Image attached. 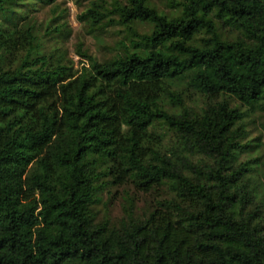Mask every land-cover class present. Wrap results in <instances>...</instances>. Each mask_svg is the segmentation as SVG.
<instances>
[{"label":"trees","instance_id":"obj_1","mask_svg":"<svg viewBox=\"0 0 264 264\" xmlns=\"http://www.w3.org/2000/svg\"><path fill=\"white\" fill-rule=\"evenodd\" d=\"M167 3L91 0L89 25H122L128 44L105 60L78 44L80 68L41 53L30 25L5 64L0 32V264H264V213L232 163L248 109L226 97L264 100V0ZM175 80L205 95L199 110ZM126 181L167 195L143 218L127 195L116 225L95 222L97 190Z\"/></svg>","mask_w":264,"mask_h":264},{"label":"rangeland","instance_id":"obj_2","mask_svg":"<svg viewBox=\"0 0 264 264\" xmlns=\"http://www.w3.org/2000/svg\"><path fill=\"white\" fill-rule=\"evenodd\" d=\"M90 1L54 0L46 3L39 0H5L3 3L5 10L0 11V32L10 33L9 37L15 43L10 53L5 54V64L17 62L23 51L19 33L29 25L36 35L35 41L38 42L41 53L65 62L73 61L74 68H80L82 63L87 64L86 59L76 52L78 44L98 60L123 53L125 49L123 43L128 44L123 26L111 22L90 26L83 15ZM148 2L168 14L176 11L169 6L168 0ZM136 25L139 31L149 26L147 23ZM220 32L229 38L239 34L235 30H224L221 26ZM170 87L180 91L183 102L188 107L195 110L202 107L205 95L189 87L185 81L175 80ZM226 97L231 104H238L243 110L248 109L241 121L246 131L243 145L234 149L232 163L234 166L243 163L249 169L240 175L236 184L242 182L245 185V189L252 194L254 203L264 213V100L248 108L234 97L230 95ZM166 106L169 109L176 108L170 103ZM153 131L161 135L164 144H174L173 132L164 125L157 124ZM193 158L196 159L197 155L194 154ZM106 179L105 176L103 181ZM230 190H235L234 185H230ZM127 195L132 197L135 215L143 218L149 211L160 206V200L167 195V189L166 185H162L144 192L137 190L130 181L105 183L97 190V200L91 206L94 221L107 218L109 224L116 225L123 215L124 199Z\"/></svg>","mask_w":264,"mask_h":264}]
</instances>
